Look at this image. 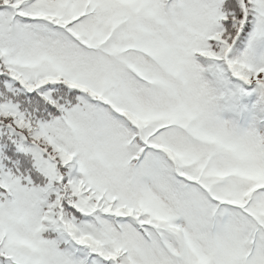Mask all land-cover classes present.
I'll return each mask as SVG.
<instances>
[{"label":"snow or ice","instance_id":"obj_1","mask_svg":"<svg viewBox=\"0 0 264 264\" xmlns=\"http://www.w3.org/2000/svg\"><path fill=\"white\" fill-rule=\"evenodd\" d=\"M0 264H264V0H0Z\"/></svg>","mask_w":264,"mask_h":264}]
</instances>
